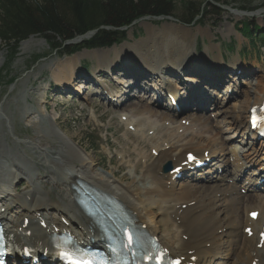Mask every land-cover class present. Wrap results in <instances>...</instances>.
<instances>
[{"label":"bare ground","instance_id":"obj_1","mask_svg":"<svg viewBox=\"0 0 264 264\" xmlns=\"http://www.w3.org/2000/svg\"><path fill=\"white\" fill-rule=\"evenodd\" d=\"M231 17L238 20L244 14L234 13ZM143 25L147 37L134 44L86 52L52 65L57 67L55 82L69 87L77 80L75 67L83 57L94 59L99 68L110 71L124 60L126 68L121 73L124 78H118L120 86L113 90L112 97L120 104L115 108L122 112L119 118L128 128L125 137L133 140L135 160L127 156L125 149L119 153L128 168V180L118 178L113 171L96 168L94 157L60 126L56 103L53 113L39 101L33 110L25 108V117L36 134L30 140L16 139L12 142L14 147L6 143V135H13L12 121L0 110V215H11L5 225L10 244L27 247L37 257L41 251L51 252L54 233L69 232L79 244L90 239L99 242L96 225L75 201L78 196L73 187L79 181L102 197L121 204L178 264H264V193L242 195V191L264 190V186L253 185L264 177V140L256 139L250 150H242L241 153L248 154H242L240 159L235 149L224 147L222 133L218 136L211 127L212 119L196 112L181 113L185 102L196 110L214 106L215 101L203 105L201 100L205 96L215 100L213 95L221 89V83L227 84L224 97L229 95L232 82L218 83L214 75L216 71L223 75L224 65L219 45L212 43L215 35L209 28L191 29L170 23L161 28L151 23ZM234 33L235 25L231 24L223 35ZM199 35L207 37L210 43L202 55L197 53ZM147 70L151 72L148 84L139 82L140 78L148 77ZM255 79L256 76L249 81ZM154 84L161 97L153 95L152 103L145 97L157 88ZM249 84L252 87L241 93L243 100H236L238 103H233L234 109L229 112L222 108L217 116L231 115V121L225 124L239 130L244 138L250 134L247 119L253 110L260 112L264 122V81ZM108 86L112 88L114 84ZM134 88L148 92L138 95L140 103L131 99ZM80 91L82 87H77L76 92ZM90 99L91 104L94 101ZM162 99H167L169 106L163 107L159 101ZM173 100L182 108L180 112L172 107ZM2 121H6L8 132ZM258 143L263 145L259 151L255 148ZM146 146L151 149L149 154ZM190 154L201 163L221 165L207 171L205 183H196L197 178L190 176L188 169L194 166L188 163ZM255 159H260V167L251 173V179L241 183L243 173L257 165L253 163ZM168 164L175 169L172 173L164 172ZM227 164H232L237 172L213 183L210 175L225 169ZM42 173L47 175L41 178ZM181 174L191 181H178ZM24 180L28 186L19 193L15 185ZM48 187L58 190L59 196L51 197ZM252 213H258L256 221L250 218Z\"/></svg>","mask_w":264,"mask_h":264},{"label":"rangeland","instance_id":"obj_2","mask_svg":"<svg viewBox=\"0 0 264 264\" xmlns=\"http://www.w3.org/2000/svg\"><path fill=\"white\" fill-rule=\"evenodd\" d=\"M185 1L187 0H175L173 16L169 17L172 20L165 18H146L136 22L129 29L125 30V41L134 44L147 37V29L143 25L144 23H151L154 27L160 28L165 23L178 24L191 29H196L198 27L209 28L216 37L212 43L219 45L221 54L223 55L222 58L224 57L225 59V68L222 69L223 74H230L233 66L240 63L242 66L243 77L247 78L256 76V79L253 82L264 81V69H261V67L258 66L259 64L260 66H264V47L261 43L262 39L264 41V0L211 1L214 7L207 10V14H205L204 18L197 17L191 24L182 16L184 11L183 4ZM206 1L207 0H197L198 4H203ZM234 13H242L244 14V17L236 20L231 17ZM229 16L231 18H229ZM241 23H249L251 27L253 26L254 28L256 26L261 29L259 32H252L253 35L251 38L255 41L243 38L242 35L236 31L230 36L223 35V32L229 29L231 24H234L235 27L240 30L241 27H239V25ZM94 34L95 32L89 33L83 38H76L74 41L67 42L65 46H70L71 48L81 47L89 41ZM30 41L33 43L31 44ZM231 41H234L236 45L230 50ZM120 43L117 47L123 46V43ZM254 43L256 44L254 45ZM196 44L197 53L199 52L198 54L202 55L205 46L210 43L207 37H201L199 35ZM51 45L52 47L42 37L34 36L22 42L13 54L11 53L10 48L0 39V110H4L5 115L8 116L7 118L11 119L12 128L14 129L12 136L5 134L7 137L6 143L11 145V147H14L12 142L16 139L26 141L35 137L36 129L33 125L28 123L29 121H27V118L25 117V108H29L31 111L36 107V102L39 101L43 107L46 106L48 110L53 113L54 105L56 103V112L60 118L58 121L60 126L69 135L74 136L76 140L94 157L96 168L101 171H107L108 173L113 171L118 178L128 180V173H126L128 168H125V164L121 162V156L119 153L125 149L127 156L131 157L133 160H135V155L132 152L133 145L131 143L133 140L129 141L127 137H125L127 127L121 123L119 118L122 113L121 111L117 112L112 106H108L99 98H93L92 100L94 102L90 104L88 101L90 98L86 97L87 94L82 93V91L80 97L77 96L74 100L70 98L67 99L65 96L55 95L51 91L45 98L47 91H43L42 89H47V85H53L52 83L55 81L54 74L57 67L52 65H56L63 59L70 58L61 50L55 51L53 44ZM112 48H114V46ZM96 50L108 49H93L92 51ZM228 50L230 52H228ZM86 52L87 51L83 49L80 51V55H83ZM213 54L217 55L218 53L214 52ZM77 55L79 56V54ZM94 61V59L83 57L80 60V64L83 65V63H87L91 65ZM119 62H122L124 66L126 65L123 59ZM120 66L121 65L118 67ZM135 67H139V64H136ZM228 68L231 70H228ZM118 78L119 77L114 78L116 81L114 84L115 88L120 86V82L117 81ZM244 81L242 83H248L247 79ZM248 85L247 87L246 85L242 86L240 92L248 89V87H252V84ZM224 87L226 89L227 84ZM225 89L221 88L218 93L225 94ZM23 94H25L24 98ZM213 97H216V95H213ZM236 98L229 103L228 101L224 102L227 111H229V109L233 110V103L237 104L239 101L241 102L243 100V95L238 93ZM68 100L70 101L67 102ZM236 100H238V102ZM136 103H140V101H137ZM90 110H93L94 113H96L94 117H99L98 120L93 118L92 111ZM214 111L215 110L212 109V112ZM208 112L209 111H207V113ZM218 114L211 117L210 113L207 117L213 120L215 118L214 116L217 118ZM230 118L231 115L227 117L222 115V123H220V120L217 121L220 124H223L221 130L219 129V135L222 133L221 137L223 139H228L230 137L229 135H232L231 133L226 132L229 130L226 126L229 125L225 124V122L231 121ZM2 122L5 125V131L8 132L6 121ZM216 123L215 121L213 122L211 126L213 129L215 126L220 128V124ZM42 124L45 126L43 122ZM216 131L218 132V130ZM93 145H95L98 150H96ZM250 149L251 147L249 150ZM145 151L149 154L151 149L146 146ZM241 156L242 155H240V157ZM43 175L46 176L47 174L44 173ZM41 178L43 177L41 176ZM25 182L26 181L24 180L16 183L15 189L19 193L27 188L28 185ZM47 190L52 192L51 197L57 198L59 196V191L55 188L48 187Z\"/></svg>","mask_w":264,"mask_h":264},{"label":"trees","instance_id":"obj_3","mask_svg":"<svg viewBox=\"0 0 264 264\" xmlns=\"http://www.w3.org/2000/svg\"><path fill=\"white\" fill-rule=\"evenodd\" d=\"M211 1L187 0L183 17L193 23L214 7ZM175 0H0V39L15 53L31 37H42L54 50L74 54L83 48H107L125 37L124 29L143 17H170ZM244 26V24H243ZM254 29V28H253ZM245 25L243 33L259 32ZM95 32L81 47L69 41ZM60 41V42H57ZM262 44L264 41L262 39Z\"/></svg>","mask_w":264,"mask_h":264},{"label":"snow or ice","instance_id":"obj_4","mask_svg":"<svg viewBox=\"0 0 264 264\" xmlns=\"http://www.w3.org/2000/svg\"><path fill=\"white\" fill-rule=\"evenodd\" d=\"M194 159V158H192ZM128 243L131 244L132 243V236L131 234L128 235ZM71 264H92V261L88 260V259H74L72 257H68Z\"/></svg>","mask_w":264,"mask_h":264},{"label":"water","instance_id":"obj_5","mask_svg":"<svg viewBox=\"0 0 264 264\" xmlns=\"http://www.w3.org/2000/svg\"><path fill=\"white\" fill-rule=\"evenodd\" d=\"M147 17H145V18H143V19H146ZM167 19H169V20H172V19H170L169 17H166ZM143 19H141V20H143ZM154 19H158V18H154Z\"/></svg>","mask_w":264,"mask_h":264}]
</instances>
